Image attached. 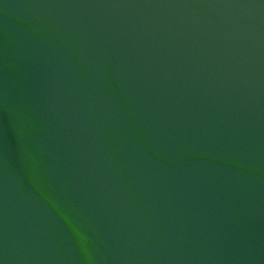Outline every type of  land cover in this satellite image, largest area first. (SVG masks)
Segmentation results:
<instances>
[{
	"label": "water",
	"instance_id": "obj_1",
	"mask_svg": "<svg viewBox=\"0 0 264 264\" xmlns=\"http://www.w3.org/2000/svg\"><path fill=\"white\" fill-rule=\"evenodd\" d=\"M0 264H264V0H0Z\"/></svg>",
	"mask_w": 264,
	"mask_h": 264
}]
</instances>
